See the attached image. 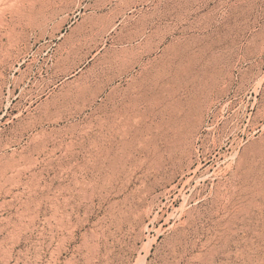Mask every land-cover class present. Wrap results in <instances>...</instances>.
Instances as JSON below:
<instances>
[{"label": "rangeland", "instance_id": "rangeland-1", "mask_svg": "<svg viewBox=\"0 0 264 264\" xmlns=\"http://www.w3.org/2000/svg\"><path fill=\"white\" fill-rule=\"evenodd\" d=\"M0 264H264V0H0Z\"/></svg>", "mask_w": 264, "mask_h": 264}, {"label": "bare ground", "instance_id": "bare-ground-1", "mask_svg": "<svg viewBox=\"0 0 264 264\" xmlns=\"http://www.w3.org/2000/svg\"><path fill=\"white\" fill-rule=\"evenodd\" d=\"M179 3H180V2H179ZM175 5H176V4H175ZM190 5H191V4H190ZM178 6H179V5H178ZM180 6H181V5H180ZM180 6H179V7H180ZM169 7H170V6H169ZM172 7H173V6H172ZM179 7H178V8H179ZM190 7H191V6H190ZM167 8H168V7H167ZM170 8H171V7H170ZM189 9H190V8H189ZM176 10H177V9H176ZM190 10H191V9H190ZM77 92H78V91H77ZM61 94H62V93H61ZM61 96H62V95H61ZM70 97H71V96H70ZM70 97H69V98H70ZM57 98H58V97H57ZM63 98H64V97H63ZM63 98H61V99H63ZM67 98H68V97H67ZM54 99H55V98H54ZM63 100H65V99H63ZM53 101H54V100H53ZM60 102H61V101H60ZM60 102H59V103H60ZM52 103H53V102H52ZM56 103H57V102H56ZM62 103H63V102H62ZM67 104H68V103H67ZM49 107H50V106H49ZM63 107H64V106H63ZM55 109H56V108H55Z\"/></svg>", "mask_w": 264, "mask_h": 264}]
</instances>
